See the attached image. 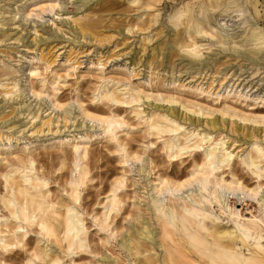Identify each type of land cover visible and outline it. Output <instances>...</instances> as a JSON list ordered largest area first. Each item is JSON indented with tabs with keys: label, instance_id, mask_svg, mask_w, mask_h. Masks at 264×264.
<instances>
[{
	"label": "bare ground",
	"instance_id": "obj_1",
	"mask_svg": "<svg viewBox=\"0 0 264 264\" xmlns=\"http://www.w3.org/2000/svg\"><path fill=\"white\" fill-rule=\"evenodd\" d=\"M2 1L8 0H0V2ZM11 1H14L13 3L20 1V4L16 6V11L8 12L13 13L11 19H15V15L18 14V17L25 21L33 16L42 19L44 12L56 13L63 2V0ZM86 1L89 0H80V5L84 6ZM119 1L109 0L111 5H117ZM126 1L138 2V0ZM194 4L197 5L198 14L202 15L201 18L196 16L197 10L194 9ZM259 6L264 11V0H189L182 3L169 15L173 26L184 23L187 28L185 31L187 38L179 44V49L190 56V62L193 60L201 62L200 55L203 47L210 49L213 45L219 46L223 50L232 51L236 57L242 60L239 63V69L243 71L249 69L254 71L253 73L264 71V13H259ZM2 7L0 6L1 25L6 20L5 17L1 19ZM215 10H218L217 15L207 16V11ZM98 11L104 10L101 7H96L91 13ZM232 13L239 16V23L246 24V26L241 25L240 30H235L232 27L234 24L231 19L234 16ZM211 20L214 22L213 25L210 23ZM53 23H55L54 20ZM98 24L100 21L73 19V37L77 38L76 41L79 38L101 41L112 36L107 34L110 30L106 32L95 30ZM132 28V25L127 26L126 30L131 31ZM33 31L37 33L38 30L33 28ZM175 35L177 39H180L178 31ZM198 35L205 36L209 41L198 40ZM8 39L11 37L2 30L0 42ZM20 39L19 36L14 38L17 41ZM173 41L177 42L176 39ZM32 42L33 49H35L38 41L33 38ZM39 50V55L30 56L29 66L23 69L26 82L23 90H21L20 79L16 77L10 83H0V86L4 88L10 86L4 91V97L11 96L16 92L20 95L24 91L30 92L34 97H40L44 93L49 100V106L61 108L63 104L56 98V94H50L46 89H43L44 77L38 80L39 88H35L31 84L30 77L37 74L39 70V66H34L32 61L34 59L41 61L45 69L49 68L51 64L49 55H45L42 52L43 49ZM66 59L68 60V56ZM89 63L94 65V63ZM74 65L75 63L72 62L66 71L74 69ZM96 65H101L100 69L104 67L100 60ZM125 69L128 77L138 75L131 74L133 69H129V67ZM193 69L208 68L201 66ZM38 75L40 77L39 73ZM52 75L53 79L50 85L53 91H56L59 75L56 71H53ZM128 77L121 80L101 74V82L95 87L96 92L93 94L110 104L131 105V111L138 118H143L147 131L162 138L160 148L163 150L168 167L166 169L159 166L160 164L152 160L150 156H147L146 161L138 167L139 175L143 173L145 175L143 177L147 181L142 185L143 188H148L147 199L144 201L146 208L141 209L136 205L138 210L137 213H134L136 224L129 226L134 235L133 237L127 234L121 235L122 249L128 255L134 256V261L138 264H154L155 258H152L150 253L143 256V262H140L136 257L144 251L150 252L154 246L161 250L157 259L162 264H174L173 251H176L178 255L186 252V257L189 260L193 262L196 260L199 264H264L262 261L264 250L263 252L259 251L264 248L261 243L264 238V220L253 214L251 217H243L239 213V208H232L227 204V198L232 196L237 197L239 201L244 198H255L257 201L261 199L258 193L262 190L263 184L259 179L264 177V147L254 140L247 146L245 152L238 155L233 151V147L231 148L230 144H227L224 136L212 133L217 129V122L224 121L216 118L206 119L205 122L210 124L212 130V132H207L187 128L184 124L190 125V122L186 120L190 121V118L185 115L180 119L176 113V108L180 107L184 112L201 114L206 117L218 112L221 116L227 115L242 122L264 123V110L257 111V109H253L255 107L247 106L248 110L245 111L237 108L234 104L247 99L264 103V93H261L260 90L259 92L258 90L250 92L251 89H247L244 82L240 84V81L230 82L229 88L223 87V79L226 76L222 75L217 90L212 92L209 89L210 84L206 88L205 86L203 88L202 85L199 86L200 83L193 86L181 84L199 93H206L212 101L220 98L229 99V102L224 101L220 108L166 93L161 96V100L178 105L172 108L158 105V107L155 106L154 112L144 116L143 110L138 105L144 98H150L152 94L140 88L138 83L131 84ZM261 79L264 80V76ZM213 80L214 77L211 81ZM141 82L147 83V79L145 78ZM251 85L248 84L247 87H251ZM221 103L220 101V105ZM76 104L81 114L91 122L104 123L103 131L108 135L109 140L114 141L113 146L115 151L119 152V161L123 168L121 173L114 178L103 199L97 202L100 209L91 208L84 211L85 214L90 215L97 229L110 231L105 240L108 242V239L114 237V229L117 231V226L111 227L110 221L116 217L120 210L122 200L118 189L127 185L126 182L129 178L127 172L132 170L135 162L140 161L142 156L137 151L129 150L126 146L127 143L117 136V128L128 127L122 115L113 111L90 112L83 108L80 102L77 101ZM158 108L164 111H160ZM36 114L37 110L33 111L30 119L38 117ZM50 124H52V118L47 116L45 119H41L40 125L35 131L44 125L49 129ZM6 138V142L2 141L0 134V176L3 179L4 188V193L0 194V202L6 211L0 215V264H17L16 255L19 254V249H23L27 253L24 257V264H38V262L40 264H63L64 257L68 258L71 264H80L75 260V256L81 251H86L88 247L87 227L83 223L84 213L80 210H84L86 207H81L78 194L80 187L90 180L87 179L88 167H90L88 156H92L93 153L87 149L88 136L83 133L71 136V138L59 137L57 142H50V146L55 145L60 149V152H64V149L61 148L62 145L67 144L71 155L72 166L69 176L63 183L64 190H69L71 201L61 203L49 199L50 191L47 188V178L43 172L38 173L35 170L36 159L29 152V147L23 145L17 149L10 142V137ZM14 149L15 151H13ZM66 154L65 152L62 156H66ZM186 157H189L188 161L185 160ZM234 157H237L238 162L257 178L255 184L249 185L241 179V176L237 175V170L233 167ZM177 161L179 166L182 164L183 166L177 168ZM62 175L59 174L57 178L60 179ZM131 181L133 184L137 182L133 177ZM60 205L64 206L60 219L55 217L59 216V213L55 211L53 212L55 216L51 217L50 211ZM214 206L220 214L227 216L231 226L213 224V221L218 219L214 213ZM143 211L145 213H142ZM143 214L148 215L146 218L148 221L151 218L156 220L159 227L157 239L154 237L155 232L151 224L144 222ZM53 220H57L60 225L58 231ZM36 228L38 230L34 231ZM55 230L61 235L54 234ZM30 232L36 234L35 240H30V235H28ZM47 243H51L61 254L55 253ZM190 249L192 250L190 251ZM90 252L92 251L90 250ZM246 253H251V256H247ZM102 259L108 261L109 256L104 255ZM96 264L102 263L97 262ZM112 264L120 263L116 261ZM155 264H160V262L157 261Z\"/></svg>",
	"mask_w": 264,
	"mask_h": 264
},
{
	"label": "rangeland",
	"instance_id": "obj_2",
	"mask_svg": "<svg viewBox=\"0 0 264 264\" xmlns=\"http://www.w3.org/2000/svg\"><path fill=\"white\" fill-rule=\"evenodd\" d=\"M187 1L189 0H138V2L131 3L120 0L117 5H111L109 0H89L84 3V6H81L80 0H63L56 13L44 12L42 19L33 16L26 21L19 18L18 14L15 15V19H11L13 13H8L11 10L12 12L16 11V6L20 4V1L15 3L11 0L0 2V6H3L1 8V12H3L1 19L3 17L6 19L3 25L0 24V32L4 30L11 37V39L0 42V83H10L16 77L20 79L21 90H23L26 85L23 69L29 66L30 56H38L39 49H43L42 52L50 57V67L45 69L41 61L34 59L32 62L34 66H39V70L37 74L30 77L31 84L35 88H39L40 83L38 80L44 77L45 85L43 89H46L50 94H56V98L63 104L61 108H52L49 106V100L44 93L40 97H34L30 92L24 91L20 95L16 92L11 96L4 97V91L9 89L10 86L7 88L0 86V134L2 135V141L6 142V137H10V142L17 149L23 145L29 147V152L36 159L35 170L38 173L43 172L47 178V188L50 191L49 199L58 203L71 201L68 194L69 190L65 191L63 187L72 166L69 146L65 143L62 145L61 148L64 149V152H60V149L55 145L50 146V142H57L59 137L71 138V136L83 133L88 136L87 149L93 153L92 156H88L90 167H88L87 179L90 180L80 187L78 193L81 207H86L84 210L80 209L83 213L91 208L100 209L97 202L103 199L114 178L123 170L119 161V152L115 151L113 146L114 141L109 140L108 135L103 131L104 123L91 122L83 116L76 104L77 101L90 112L107 113L106 111H113L122 115L128 127L117 128V136L127 143L126 146L129 150L137 151L142 156L140 161L135 162L132 170L127 172L129 173L127 185L118 189L122 202L116 217L110 221L111 227L117 226V231L114 229V237L105 242L110 231L97 229L90 215L83 214V223L87 227L88 247L86 251H81L75 256V260L80 264H96L97 262L112 264L116 261L120 264H138L134 261L135 257L128 255L120 245L122 234L123 236L127 234L132 237L134 235L129 226L130 224L133 226L136 224L134 220V213L138 211L136 205L141 209L146 208L144 201L147 199L148 188H143L142 185L146 184L147 181L143 177L145 176L143 173L139 175L138 167L146 161L147 156L157 161L160 164L159 166L166 169L168 167L163 150L160 148L162 138H158L147 131L143 118H138L131 111V105L110 104L93 94L96 92L95 87L101 82V74L124 80V77H128L125 68L133 69L131 74L138 75L128 77L131 84L138 83L140 88L152 94L150 98H144L138 105L143 110L142 114L144 116L154 112L155 106L158 107V105L161 107L170 106L171 108L178 105L161 100V96L166 93L220 108L223 102H229V99L220 98L212 101L206 93H199L181 84L193 86L200 83L199 86L202 85L203 88L204 86L205 88L208 87L210 84L209 89L212 92L217 90L222 75L226 76L223 79V87L229 88L230 82L240 81V84L244 82L246 88L251 89L250 92H257L253 90L259 92L260 90L261 93H264V80L261 79L264 76V71L260 70L253 73L254 71L252 72L249 69L246 71L239 69V63L242 60L236 57L232 51L223 50L215 45L210 49L203 47L200 55L201 62L196 60L190 62V56L179 49V44L187 38L185 34L187 28L184 23L173 26L169 15L174 9ZM96 7H101L104 11L92 14L91 11L95 10ZM194 9L197 10L196 16L201 18L202 15L201 13L198 14L196 4H194ZM258 9L259 13H264L261 6ZM217 13L218 10H215L207 11L206 14L210 17V14L217 15ZM232 14L234 15L231 18L234 23L232 27L235 30H240L241 25L246 26V24L239 23V16H235V13ZM75 18L78 21H100L95 30L103 32L110 30L107 34L112 36L101 41L93 39L89 41V39L79 38L77 42V38L75 39L72 33V20ZM53 20L55 23H53ZM210 23L213 25V20ZM131 25L132 30L127 31L126 27ZM33 28L38 30L37 33L33 31ZM177 31L180 34V39L176 38L175 33ZM16 36L21 37V39L14 40ZM33 38L38 41L35 49H33ZM197 38L203 42L207 39L205 36L199 35ZM173 39H176L177 42L175 43ZM67 56L68 60L66 59ZM69 60L70 62H68ZM99 60L104 66L103 69H100L101 65H96ZM72 62L75 63L74 69L66 71V68ZM89 62L94 63V65ZM201 66L208 69H193ZM53 71H56L59 75L56 91H53L50 85L53 79ZM212 77H214L213 81H211ZM145 78L147 83L141 82ZM246 83L247 85L252 84L251 87H247ZM220 101L222 102L221 105ZM234 104L237 108L245 111L248 110V107H255L253 109H257V111L264 110V103L258 100L247 99L246 101H237ZM35 110H37L36 115L38 117L32 120L30 115ZM158 110L164 111L161 108H158ZM176 113L180 119L185 115L190 118V121L186 119L190 122V125L184 124L187 128L207 132H212V130L210 124L205 122L206 119L216 118L224 121H218L216 124L217 129L212 133H219L224 136L227 144H230V147H233V151L238 155L245 152L247 146L253 143L254 140L264 147V123L242 122L227 115L221 116L218 112L206 117L201 114L184 112L180 107L176 108ZM47 116L52 118V124L49 125L50 130L44 125L38 131H35L40 125L41 119H45ZM65 152L67 153L66 156H62ZM237 157H234L233 163L237 175L241 176V179L249 185L255 184L257 178L238 162ZM188 159L189 157L185 158L186 161ZM176 163L177 168L183 166V164L179 166L178 161ZM126 170L128 171L127 168ZM59 174H63L60 179L57 178ZM132 177L137 181L134 184L131 181ZM259 181L263 183L262 190L258 193V196L261 197L259 201L255 198H244L239 201L237 197L232 196L227 198V204L232 208H239V213L243 217H251V214H253L264 220V177H260ZM65 187L68 188L67 185ZM3 193V179L0 176V194ZM213 209L218 216L213 224L231 226L227 216L220 214L216 206ZM54 211L59 213V216L53 215ZM63 211L64 206L60 205L51 210L50 215L60 219ZM1 213H6V211L0 202V215ZM142 217L144 222L151 224L155 232L154 237L157 239L159 227L156 220L151 218L148 221L146 219L148 218L147 214H143ZM53 222L58 231L60 227L58 221L53 220ZM36 230L38 229H34V231ZM56 230L54 234L61 235ZM28 235H30L31 241L36 239V234L30 232ZM261 241L264 245V238ZM47 245L55 253H59L51 243H47ZM263 250L264 248L259 251L263 252ZM18 252L19 254L16 255L17 264H24V257L27 253L23 249H19ZM148 253L151 254L152 258H155V262L158 261L162 264L157 259L161 254V250L155 246L152 247L150 252L144 251L136 257L140 262H143V256ZM172 253L174 264H190V262L199 264L196 260L194 262L189 260L186 257V252L180 255L176 251ZM246 254L251 256V253ZM104 255L109 256L108 261L102 259ZM262 261L264 263V259ZM63 264H71V261L64 257Z\"/></svg>",
	"mask_w": 264,
	"mask_h": 264
}]
</instances>
